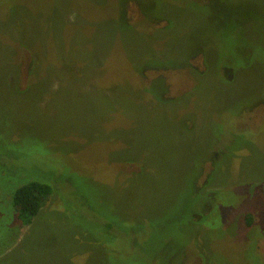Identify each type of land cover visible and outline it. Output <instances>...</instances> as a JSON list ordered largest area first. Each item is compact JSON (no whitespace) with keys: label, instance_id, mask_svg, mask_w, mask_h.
Instances as JSON below:
<instances>
[{"label":"rangeland","instance_id":"374dc122","mask_svg":"<svg viewBox=\"0 0 264 264\" xmlns=\"http://www.w3.org/2000/svg\"><path fill=\"white\" fill-rule=\"evenodd\" d=\"M204 1L0 0V264H264V0Z\"/></svg>","mask_w":264,"mask_h":264},{"label":"trees","instance_id":"16d2710c","mask_svg":"<svg viewBox=\"0 0 264 264\" xmlns=\"http://www.w3.org/2000/svg\"><path fill=\"white\" fill-rule=\"evenodd\" d=\"M51 193L52 187L40 181H29L18 187L12 196L13 208L18 219L23 224H30L46 204ZM246 221L248 225L251 224L250 219ZM111 228L112 223L107 224V230Z\"/></svg>","mask_w":264,"mask_h":264},{"label":"flooded vegetation","instance_id":"af4514ba","mask_svg":"<svg viewBox=\"0 0 264 264\" xmlns=\"http://www.w3.org/2000/svg\"><path fill=\"white\" fill-rule=\"evenodd\" d=\"M193 2H195L196 4H201V0H192ZM205 1H207L208 3H210L208 0H205ZM204 1V2H205ZM228 13V12H227ZM202 56V54L200 53V52H197V54H194L192 57H191V59H194V58H196V57H198V56ZM190 67H192V69H195L196 70V66H193V64H189L188 65V69L190 68Z\"/></svg>","mask_w":264,"mask_h":264}]
</instances>
